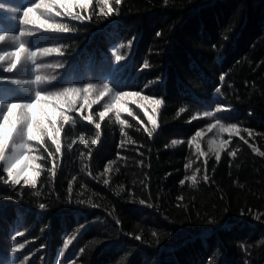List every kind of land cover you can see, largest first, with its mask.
Returning <instances> with one entry per match:
<instances>
[{
	"label": "trees",
	"instance_id": "trees-1",
	"mask_svg": "<svg viewBox=\"0 0 264 264\" xmlns=\"http://www.w3.org/2000/svg\"><path fill=\"white\" fill-rule=\"evenodd\" d=\"M109 5L111 13L102 0H0V123L10 103L39 94L47 100L32 112L56 120L61 146L48 136L9 142L0 264H264V0ZM18 46L22 62L4 71L12 58L3 55ZM123 107L131 115L121 111V124ZM3 135L0 127V145ZM24 143L40 165L35 186L3 171ZM193 175L194 186L185 179Z\"/></svg>",
	"mask_w": 264,
	"mask_h": 264
},
{
	"label": "snow or ice",
	"instance_id": "snow-or-ice-1",
	"mask_svg": "<svg viewBox=\"0 0 264 264\" xmlns=\"http://www.w3.org/2000/svg\"><path fill=\"white\" fill-rule=\"evenodd\" d=\"M92 0H87V3H91ZM103 4L107 6L108 12L111 13L113 11L112 7L109 5V0H102ZM116 3L119 4L120 0H116ZM61 6H64L61 4ZM80 8H86L87 4L85 3H80L79 4ZM58 15L57 17L61 16V12L57 11ZM72 19H79V16H73L72 12L69 11L67 13ZM66 32V31H64ZM7 35L3 37V39H0V42L5 41ZM123 46V45H121ZM25 49L22 47H17L14 50L10 51L9 53H5L3 55L4 60H8L9 55L11 56V62L8 63L7 68L4 69L6 72H13L16 70L18 65L22 62V54L24 53ZM123 57L117 56L116 60H122ZM4 77H0V80H4ZM223 79V77H222ZM18 83V81H17ZM73 91L72 89H69V92ZM128 95V93L125 92H120L119 94L117 93V99ZM132 95L138 96L139 93H132ZM47 98L44 96H36L34 102H28V103H22V102H12L6 107V112L2 115V120L3 123H0V127L3 128L4 130V135H3V143L0 145V161H3L6 159L5 157V152L6 149L9 147V142L13 140L14 136H20L22 139L27 140V141H37L41 144L44 142V137L48 136L51 138V143L55 145V151L57 153L60 152L61 146H60V141L58 139L59 134H60V127L56 126V120L49 118L47 113H43L42 116L37 119L32 110L36 108L38 105L41 104L42 101H46ZM142 100L148 101L150 104L158 106L163 103L162 100L160 99H155V98H150L148 96L142 97ZM73 103H68L69 107L73 106ZM63 102L61 104H58L57 106L63 109ZM111 106H105L104 111L99 112V117L101 120H103ZM141 107H145V112L144 115L147 116L148 120L152 122L153 125L156 124V121L153 119L152 115H150L147 110L145 105H141ZM18 110V111H17ZM155 107L153 108V111H155ZM128 112L129 115H131L130 109L127 107L117 108L116 110V119L120 121L121 124L126 123V121L120 120V112ZM181 112L184 111L183 108L180 109ZM216 112H220V109L217 108ZM205 116H211L212 112L207 111L204 113ZM13 116L15 118L13 119ZM62 119L65 123L68 122L70 117L68 115H63ZM86 121L91 122L92 117L88 116L85 118ZM220 119H225V120H230L231 117L229 114H223L220 116ZM101 125L99 123L95 124V128L99 129ZM223 127V126H221ZM228 130L233 131L236 130V125L235 124H228ZM151 135V133H149ZM197 136L200 135L199 132L196 133ZM243 139V138H241ZM173 144L177 143L176 141L172 142ZM247 143V141H245ZM221 145L227 144V141L221 140L220 141ZM22 145V147H20ZM20 145H14L13 152L14 154L12 156L7 157V167L3 169L7 173V176L9 179L14 183V184H20L21 179L24 180L25 184H29L32 186H35L37 183L36 177L40 176V165L35 163V160L38 159L37 157H29L26 155L27 151L29 150L30 146L26 143L20 144ZM123 145L121 144V147ZM197 149H199V145H197ZM262 156H264V152L260 153ZM49 156H52V153L48 154ZM231 156H235V152L230 153ZM221 159V156L219 154V151L216 152L215 154V160L219 162ZM142 163V161H141ZM207 162L205 161V164ZM23 165V166H21ZM31 170V171H29ZM185 179H190L193 182V186L196 183V176L193 175L191 177H186ZM203 180L207 182L208 176L205 174L203 176ZM7 183V181H5ZM106 184L107 181H104ZM184 181H181V184H183ZM72 189L69 187V192H71ZM36 196H40L41 193L39 191L35 192ZM78 203H83V201H78ZM89 204H91V201H88ZM140 203H143V201H140ZM40 209L45 208V204L41 203L39 205ZM258 218V217H257ZM155 235V233H153ZM135 239L139 240L140 237L136 236ZM93 243H98L97 241H93ZM23 247V245H21ZM65 247L67 245L65 244ZM13 251H16V249H13ZM82 251V249H81Z\"/></svg>",
	"mask_w": 264,
	"mask_h": 264
},
{
	"label": "clouds",
	"instance_id": "clouds-1",
	"mask_svg": "<svg viewBox=\"0 0 264 264\" xmlns=\"http://www.w3.org/2000/svg\"><path fill=\"white\" fill-rule=\"evenodd\" d=\"M35 15V13L33 12V10L32 9H29L28 10V12L27 13H25V16H26V18L27 17H29V16H34ZM39 23L41 24V26L42 27H48L49 25H47L46 24V22L45 21H43V20H41V21H39ZM50 51H53V49H43L42 50V53L41 54H48ZM32 56H35L36 54L35 53H33V54H31ZM41 67H45V68H47V67H51L50 65H42ZM41 79V77H37V80H40ZM51 79H55V77L53 76V77H51ZM38 96H39V94H38ZM35 103V102H34ZM20 147H22V145H20Z\"/></svg>",
	"mask_w": 264,
	"mask_h": 264
},
{
	"label": "bare ground",
	"instance_id": "bare-ground-1",
	"mask_svg": "<svg viewBox=\"0 0 264 264\" xmlns=\"http://www.w3.org/2000/svg\"><path fill=\"white\" fill-rule=\"evenodd\" d=\"M122 34V33H121ZM125 37H127V36H125ZM132 58V57H131ZM129 60V59H128ZM123 63H124V61H123ZM117 64V63H116ZM125 64H126V62H125ZM192 110V109H191ZM185 113V112H184ZM183 115V114H182ZM186 118V117H185ZM184 120V119H183ZM177 123V122H176ZM199 125V124H198ZM197 126V125H196ZM190 138V137H189ZM179 146V145H178ZM132 162V161H131ZM129 163V162H128ZM6 254V253H5ZM50 256V255H49ZM8 258V257H7ZM45 259H46V257H45ZM46 261V260H45Z\"/></svg>",
	"mask_w": 264,
	"mask_h": 264
},
{
	"label": "rangeland",
	"instance_id": "rangeland-1",
	"mask_svg": "<svg viewBox=\"0 0 264 264\" xmlns=\"http://www.w3.org/2000/svg\"><path fill=\"white\" fill-rule=\"evenodd\" d=\"M222 114H219V116H221Z\"/></svg>",
	"mask_w": 264,
	"mask_h": 264
}]
</instances>
